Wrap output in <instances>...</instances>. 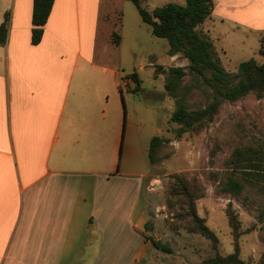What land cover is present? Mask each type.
Returning a JSON list of instances; mask_svg holds the SVG:
<instances>
[{"label": "crops", "instance_id": "1", "mask_svg": "<svg viewBox=\"0 0 264 264\" xmlns=\"http://www.w3.org/2000/svg\"><path fill=\"white\" fill-rule=\"evenodd\" d=\"M108 3L56 0L34 45V0H0L2 13L11 10L0 45V264L113 259L116 193L123 200L130 178L137 186L147 173L123 170L145 150L139 134L128 136L120 72L97 58L102 24L113 40ZM214 13L264 30V0H218ZM159 132L172 145L171 132Z\"/></svg>", "mask_w": 264, "mask_h": 264}, {"label": "rangeland", "instance_id": "2", "mask_svg": "<svg viewBox=\"0 0 264 264\" xmlns=\"http://www.w3.org/2000/svg\"><path fill=\"white\" fill-rule=\"evenodd\" d=\"M168 2L183 5L186 0H145L144 6L152 11ZM106 6L111 10L109 23L120 35V43L107 42L102 24L97 58L120 72L121 87L125 88L121 104L127 113L128 136L139 134L145 150L143 155H137V162H133L132 155L126 157L123 170L144 172L147 176L137 186L134 178H130L124 185L123 200L116 193L113 259L98 264H199L217 252L234 253L237 241L241 258L249 264H258L264 253V181L234 168L230 159L237 148L264 145V96L250 94L236 102L225 101L213 119L178 136L180 125L170 121L172 112L180 101L190 110L204 108L212 102L215 92L206 80L211 73L207 70L205 77L192 72L188 60L181 54L171 61L169 41L152 33L151 26L143 21L131 0H109ZM7 14L11 17V10L2 13L0 8V23ZM198 29L213 40L227 71H237L241 62L252 58L264 61L259 52L264 30L248 28L218 13H213ZM172 67H182L186 74L176 79L171 73ZM134 73L142 80L143 90L136 88L135 81L123 85ZM170 78L179 83L178 97L171 96L166 86ZM167 97L172 106L166 108ZM164 128L171 132L168 137L173 143H163L156 153L160 162L155 164V171H160L161 177L150 188L152 167L148 148L155 135L163 134L159 129ZM175 174L187 179L194 193H200L198 188H201L203 197L197 200V209L216 232L217 249L207 237L188 232L191 220H181L179 216L181 211H187L183 206L185 198L178 196L173 210L167 207V191L176 181ZM229 177L244 183L240 194L222 190ZM229 213L235 214L239 221L238 239L229 223ZM154 241L163 242L165 249L156 246Z\"/></svg>", "mask_w": 264, "mask_h": 264}, {"label": "trees", "instance_id": "3", "mask_svg": "<svg viewBox=\"0 0 264 264\" xmlns=\"http://www.w3.org/2000/svg\"><path fill=\"white\" fill-rule=\"evenodd\" d=\"M56 0H34L32 17V44L37 45L42 41L44 26L47 24ZM138 8L144 22L149 24L152 33L156 37L165 38L170 43L169 55L181 54L189 62V69L197 74L206 77V71L211 73L206 80L214 89V100L206 107L190 110L185 102L180 101L177 108L172 112L170 121L180 125L177 135L195 129L205 122L211 120L219 111L223 102H236L240 99L255 94L257 97L264 96V61L260 62L255 58L241 62L237 71H227L221 64L217 55V50L213 40L198 28L209 19L215 9L214 0H186L185 4L168 2L149 11L144 6L145 0H131ZM10 26V16L6 15L5 20L0 24V45H5L8 40ZM113 40L120 43V35L114 32ZM260 54L264 57V35L261 38ZM171 73L180 79L186 73L182 67H172ZM131 78L137 83L140 89V80L136 73ZM176 79L170 78L166 84L169 93L173 97H178L177 88L179 83ZM135 88V89H136ZM165 139L161 136L152 138L150 144L149 157L151 163L157 161L156 153ZM230 164L236 168L244 170L247 174L256 175L258 181H264V145L258 147L237 148L230 159ZM255 170V173H251ZM176 181L170 184L168 189L167 207L173 210L176 206L175 199L181 196L186 199L183 205L187 211L179 214L182 220H191L188 225V232L201 234L213 243L215 249L218 248L219 239L212 230L206 218L200 216L197 209V200L203 197L200 193H194L190 189L188 180L180 174H175ZM244 183L236 178L229 177L224 183L225 193L238 195L243 191ZM229 223L233 229L236 239L240 237L239 221L235 214L229 213ZM158 247H163V242L154 241ZM235 252L222 255L217 252L199 264H249L240 256V245L238 241L235 245ZM258 264H264V253Z\"/></svg>", "mask_w": 264, "mask_h": 264}]
</instances>
